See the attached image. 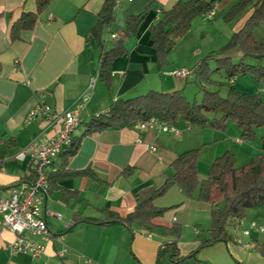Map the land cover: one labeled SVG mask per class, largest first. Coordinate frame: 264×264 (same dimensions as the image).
<instances>
[{
	"label": "crops",
	"instance_id": "crops-1",
	"mask_svg": "<svg viewBox=\"0 0 264 264\" xmlns=\"http://www.w3.org/2000/svg\"><path fill=\"white\" fill-rule=\"evenodd\" d=\"M105 1L52 0L34 30L23 32L21 39L13 42L10 37L12 24L23 12H35L36 3L35 0H0V153H4L0 160V198L9 197L14 186L24 185L31 176L32 163L27 148L33 138L40 133L53 137L62 126L60 121L50 124L43 119L27 123L29 113L39 105L40 94L45 95L46 103L55 113L63 114L72 109L80 114L81 124L75 131V135L80 136L82 124L107 112L115 101L150 91L183 92L185 86L183 89L181 81L189 78L178 79L169 73L187 68L185 64L192 59L197 78L200 61L218 52L205 55L204 43L211 34L209 31L222 23L218 18L240 0H218L213 17L202 15L197 18L191 31L177 41L169 56V65L162 70L158 67L150 28L160 21L162 11L188 0H116V22L103 35L106 49L117 38L118 30H124L130 16L139 15L150 6L151 10L137 35L127 43V54L114 61L110 89L99 79L100 51L91 35ZM253 10L249 7L241 14L229 29L230 35L244 26ZM254 36L258 43H264L263 23ZM219 38L211 40L215 42ZM225 56L239 62L243 54L235 48ZM210 65L215 69L214 62ZM239 80L235 78L231 84L236 88ZM93 82V93L86 106L80 108L77 102ZM249 86L250 90L256 87L264 94V87L256 82ZM179 136L133 127L85 137L68 168L72 171L90 169L96 177L59 180L57 190L47 194L46 206L51 213L46 219L52 232L64 237L65 256L59 255L64 246L55 241L46 244L45 254L37 260L29 255H14L9 244L15 241L16 235L4 231L0 233V264H264V257L259 252L264 245L263 210H247L240 226L227 227L226 242L206 247L194 256L201 242L210 236L212 207L200 202L198 193L187 198L177 187H172L155 201V206L164 213L156 217L154 223L165 228L181 227L178 239L167 233L148 232L138 225L133 226L131 233L118 222L106 226L76 224L85 218L103 219L100 210L112 211L121 217L130 215L140 191L160 188L174 175L171 164L178 156L201 144L196 136ZM235 144L248 156L247 162L236 165L252 163L249 157L254 158V155L243 140L238 139ZM22 152L25 156L19 158ZM255 152L262 153V143L256 146ZM215 156L209 157L202 169L201 162L198 163L199 181H202L201 171L202 174L207 172ZM59 165L60 158L57 157L48 172L57 170ZM126 170L130 171L124 175ZM63 191L77 195L71 197ZM174 242H177L175 246L172 245ZM176 252L177 257L173 260L171 256Z\"/></svg>",
	"mask_w": 264,
	"mask_h": 264
},
{
	"label": "trees",
	"instance_id": "trees-1",
	"mask_svg": "<svg viewBox=\"0 0 264 264\" xmlns=\"http://www.w3.org/2000/svg\"><path fill=\"white\" fill-rule=\"evenodd\" d=\"M217 1H179L171 10L162 11L160 21L150 28L152 46L156 50L159 69L162 70L169 65V56L177 46V41L191 31L197 18L214 11ZM51 2L52 0H35L36 11L23 12L12 24L11 40L13 42L20 40L23 32L34 30ZM116 5V0H106L99 13V22L91 30V35L100 51L99 79L107 89H110L112 84L114 61L127 54V43L137 35L151 10L150 6L141 14L130 16L124 30H118L117 38L113 39L111 47L106 49L103 35L105 30L111 28L116 22ZM249 7L254 8L252 14L244 26L233 34L229 43L216 54L211 53L200 61L196 79L202 87L201 101L189 102L182 91L173 93L150 91L145 95L113 102L107 112L96 115L82 124L81 135L76 136L74 133L70 145L62 149L58 156L59 167L55 171L47 172L49 186L47 194L57 190L59 180L85 176L96 177L90 169L72 171L68 168L70 159L78 154L85 137L107 130L121 131L133 128L137 123L152 118L170 125H176L182 119L189 126L219 129H226L227 122L232 120L242 130V140L245 141L254 140L256 131L262 129V153L252 163L238 167L235 155L227 152L214 161L208 177L199 181L197 164L200 149L187 151L171 164L175 173L172 177H168L160 188L149 187L140 191L135 209L127 217H121L112 211L100 210L103 219L85 218L76 221V224L106 226L112 222H118L131 233L133 226L138 225L148 232L167 233L178 239L181 235V227L165 228L154 223V219L164 213L163 209L155 206V201L165 196L172 187H177L187 198L198 193V200L212 207L210 236L201 242L195 256L206 247L226 242L227 227L240 226L247 210L264 211V94L252 96L244 94L230 83L242 75L264 87V43H258L254 36L255 30L261 23L264 24V0H240L231 8L225 19L230 21ZM235 48L243 54L239 62H234L231 57L225 56L226 52ZM212 62L216 65L215 69L211 68ZM222 73L225 74L227 83H219L213 79L215 75ZM213 86L219 88L227 86V95L223 97L220 90L207 89ZM209 113L220 114V118L209 120L207 117ZM3 158L4 153H0V160ZM129 171L126 170L124 175H127ZM33 182L32 171L24 184L31 186ZM62 193L71 194V197L77 195L65 191ZM176 243L172 245L175 246ZM165 249L166 247L162 251ZM259 252L264 257V245L259 248ZM175 257L177 252L171 256L173 260Z\"/></svg>",
	"mask_w": 264,
	"mask_h": 264
},
{
	"label": "built area",
	"instance_id": "built-area-1",
	"mask_svg": "<svg viewBox=\"0 0 264 264\" xmlns=\"http://www.w3.org/2000/svg\"><path fill=\"white\" fill-rule=\"evenodd\" d=\"M214 15L215 13L212 11L204 17L210 18ZM115 37L113 35V38ZM192 73L187 69H176L169 74L178 79H187ZM94 86L95 83H91L89 90L77 102L80 108H84L88 103ZM37 119L46 120L50 124L60 121L62 126L53 137L44 133L36 135L27 148L34 173L33 184L31 186L27 184L14 186L9 197L0 198V233L9 231L16 235L15 241L9 244L12 254L29 255L34 260L45 254L46 244L51 241L64 246L59 253L60 256H65L67 252L64 237L55 235L46 219L47 214L51 213L46 206L49 187L47 172L53 166L62 149L70 145L73 134L81 124L80 114L72 109L63 114L55 113L52 107L46 103L44 94H40L39 105L29 113L27 123ZM135 127L141 131H160L175 136H179L181 133L174 125L157 118L139 122ZM23 156H25V152L18 155L19 158ZM55 215L61 218L60 215Z\"/></svg>",
	"mask_w": 264,
	"mask_h": 264
},
{
	"label": "rangeland",
	"instance_id": "rangeland-1",
	"mask_svg": "<svg viewBox=\"0 0 264 264\" xmlns=\"http://www.w3.org/2000/svg\"><path fill=\"white\" fill-rule=\"evenodd\" d=\"M230 10L231 9H229L227 13L222 15L220 17V19L218 18V20H222V23L215 26V29L209 31V32H211V34L209 35V37H207V39L205 40V43H204L205 51H206L205 55L209 52L211 53L212 51H215V52L220 51L223 47H225L229 43L230 39L232 38L233 35L229 34V29H231L232 25L235 24L240 19L241 14L243 12L240 13L239 15H237L232 20L227 21L225 19V17L230 12ZM222 32L224 33L223 37H222ZM220 36H221V38H219ZM211 38H214V39L219 38V40L212 42ZM230 51H232V50H229L228 52H230ZM228 52H226V53H228ZM193 64H194V60H192V59H189L188 63L185 64L187 68H184V69L190 70L193 73L189 77V80L181 81L183 84V89L185 86V90H183L184 95L189 100V102H191V103H193L195 100L201 101V97L203 95L200 82L196 81V79H195V74H194L195 72L193 70ZM215 76H216L215 81H217L219 83H227V80L225 79L224 73H222L220 75H215ZM237 79H240V80L237 82L238 86L237 85H235V86H237L236 88H238L240 91H242L244 93H248V95H254L256 93H258V94L262 93L256 87L254 90H250L249 85L252 84L254 86V82H255V81L253 82L252 79H248V77H244L242 75L238 76ZM171 81L177 82V79L171 78ZM247 82H251V83H247ZM239 86H240V88H239ZM207 89L211 90V91L220 90V94L223 97H225L227 92H228L227 86L221 87V88H219L218 86H213L210 88L208 87ZM207 117L209 120H213L215 118H220V114L209 113V114H207ZM176 127L182 134L180 136H196V137L200 138L201 144H198L199 146L197 147V149H200V155L198 158V163L201 162V169L203 168V163L209 157L216 155L213 159V163H214V161L218 157L223 156L227 152H230V153L235 155V158L237 161L236 163L239 164V163L247 162L248 156L244 155L243 152L241 151V147H239L235 144V142H237L238 139L242 140V130L232 120H229L227 122L226 129L210 128V127L202 128V127H199L197 125L189 126L182 119H180L178 121V123L176 124ZM256 132L258 134H256L254 140H252V141L243 140V143L245 144V146H248L250 148V152H251L250 154L254 155L253 156L254 158L249 157L251 159V161H255L259 155V152H255V150H256V146L260 145V143H261L260 137L263 134V130L258 129ZM179 137H177V138H179ZM197 149H195V150H197ZM212 165L213 164H211V166L208 168L207 172L206 171L204 172L205 174H202L203 172L201 171L200 180H203L204 178L206 179L208 177Z\"/></svg>",
	"mask_w": 264,
	"mask_h": 264
},
{
	"label": "water",
	"instance_id": "water-1",
	"mask_svg": "<svg viewBox=\"0 0 264 264\" xmlns=\"http://www.w3.org/2000/svg\"><path fill=\"white\" fill-rule=\"evenodd\" d=\"M209 2H213V0H208Z\"/></svg>",
	"mask_w": 264,
	"mask_h": 264
}]
</instances>
